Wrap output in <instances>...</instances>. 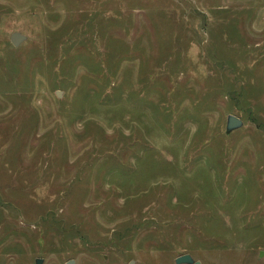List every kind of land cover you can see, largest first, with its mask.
<instances>
[{
	"label": "rangeland",
	"instance_id": "374dc122",
	"mask_svg": "<svg viewBox=\"0 0 264 264\" xmlns=\"http://www.w3.org/2000/svg\"><path fill=\"white\" fill-rule=\"evenodd\" d=\"M182 254L264 264V0H0V264Z\"/></svg>",
	"mask_w": 264,
	"mask_h": 264
},
{
	"label": "water",
	"instance_id": "95a60500",
	"mask_svg": "<svg viewBox=\"0 0 264 264\" xmlns=\"http://www.w3.org/2000/svg\"><path fill=\"white\" fill-rule=\"evenodd\" d=\"M26 38L27 36L22 34L21 32H14L11 35V42L15 46H18ZM57 94L60 96L61 91H58ZM243 123V120L238 116L234 114L228 115L226 126L227 133H230L231 131L242 127ZM42 261V258H37L36 264H42ZM175 262L176 264H202L200 260H196L191 254H182L176 258ZM65 264H76V261L74 259H70ZM129 264H135V260H131Z\"/></svg>",
	"mask_w": 264,
	"mask_h": 264
}]
</instances>
